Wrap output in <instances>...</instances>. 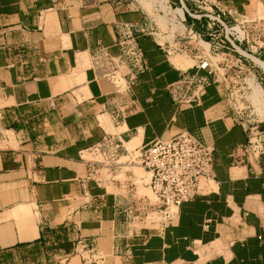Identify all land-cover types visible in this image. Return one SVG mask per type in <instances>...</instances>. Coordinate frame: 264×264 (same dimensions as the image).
<instances>
[{
	"label": "crops",
	"instance_id": "0c3cea01",
	"mask_svg": "<svg viewBox=\"0 0 264 264\" xmlns=\"http://www.w3.org/2000/svg\"><path fill=\"white\" fill-rule=\"evenodd\" d=\"M218 2L244 9L240 0ZM141 3L0 0V111L16 141L0 148V264H264V157L256 175L231 166L247 134L219 86L209 84L200 105H177L167 85L190 65H175L138 34L148 69L131 87L132 109L119 124L111 118L116 95L91 54L97 44L117 53L116 22H148ZM184 129L213 144L214 180L162 231L132 229L123 208L135 186L115 175L87 179L83 154L105 133L134 147ZM78 241L93 259L73 252ZM63 242L72 248L48 250ZM28 251L36 252L31 261Z\"/></svg>",
	"mask_w": 264,
	"mask_h": 264
},
{
	"label": "built area",
	"instance_id": "2783aa9c",
	"mask_svg": "<svg viewBox=\"0 0 264 264\" xmlns=\"http://www.w3.org/2000/svg\"><path fill=\"white\" fill-rule=\"evenodd\" d=\"M164 2L168 11L173 12V21L181 26V29L173 30L170 37L163 39L157 23L151 18L143 24L116 22L114 27L117 53L111 54L106 46L97 44L91 54V61L99 70L98 76L104 77L112 85L116 95V106L111 110V118L115 124H119L125 114L132 109L131 100L128 98L131 87L137 75L148 69L145 54L137 40L138 34L150 35L166 57L171 58L173 54H180L192 59V64L179 70V77L167 85V91L177 105H200L209 84L214 83L220 87L216 75L219 64L226 70L228 80L231 81L239 76L246 64H249L250 58L247 55L264 61L262 56L264 31L259 24L255 25L253 31L249 29L252 27L249 23L258 21L262 19L261 17L255 15L250 19L231 6L220 5L218 1L206 7L200 5V0ZM186 2L198 8V11L203 9L204 13H197L196 9L188 8ZM258 2L264 7V0ZM157 7L154 8L157 15L165 14L159 5ZM214 7L220 12L214 10ZM185 13L194 21H198L204 31L196 30L194 21L188 24ZM226 16L230 18L228 21L225 20ZM185 32L188 37L196 40L195 46L191 47L188 41L183 40L186 38ZM253 43L255 49L252 50L253 45L250 44ZM211 57L219 59L214 63ZM250 61L256 65L251 59ZM224 79L223 77L226 90L228 87ZM255 82L259 85L261 83ZM247 89L251 91L248 84ZM228 91L230 92V89ZM221 93L223 95L225 91ZM249 95L243 97V102H247L244 106L239 108L227 106L233 122L239 124L247 134L246 143L240 149L232 151L231 166L246 164L249 171L256 175L259 172L260 159L264 157V135L261 136L256 130L255 120L250 118L251 112L245 110L249 106H254ZM3 119L4 114L0 111L1 123ZM87 151L97 153L101 157L87 160L86 178L95 181L96 184L112 179L117 169L123 167L120 166L122 163L137 165L144 170L145 178L148 179L145 184L150 188L155 200L150 202L147 199H140L135 203L130 199L125 203L123 214L126 221L143 218L155 224L150 227L154 230L152 232L162 231L175 218L182 202L192 200L201 194L204 191L202 185L204 181L214 180L213 144L203 136H197L185 129L176 135L158 137L145 145L130 149L125 146L124 138L119 134L105 133L102 139ZM122 157L126 159L120 161ZM104 173H108L110 177L104 179L98 177ZM84 246L78 241L72 250L84 259H93L92 253H86Z\"/></svg>",
	"mask_w": 264,
	"mask_h": 264
},
{
	"label": "rangeland",
	"instance_id": "374dc122",
	"mask_svg": "<svg viewBox=\"0 0 264 264\" xmlns=\"http://www.w3.org/2000/svg\"><path fill=\"white\" fill-rule=\"evenodd\" d=\"M163 3L165 4L164 0H162ZM169 3L174 2L175 0H168ZM217 1L219 0H200V5L202 7H206L209 4H211L212 2L217 3ZM143 3H141L144 7H146V9L148 10L149 13V17L151 19H154L155 22L157 23V26L160 30V32L162 33L161 36L164 38L166 37H170L172 35V31L175 30L174 24L173 26L170 25L171 24V16L173 17V12H169V14H161L159 13V15H157L156 11H154V8H158L157 6L159 5V3L153 1V0H142ZM241 3L244 4V9L242 11L237 10L238 13L240 14H245L248 17H250V19H253V17L259 16L262 19L260 20H255L249 29L251 31H253V29L255 28L256 24H259L261 26V28L264 31V7L258 2V0H240ZM187 7L188 8H192V9H196L197 13H204V10L201 9L200 11H198V8L194 7L193 5H190L186 2ZM220 5H224L222 4V2L220 3ZM232 6L233 9H235V4H230ZM214 10H216V8H213ZM217 11V10H216ZM177 12H179V10H177ZM220 12V11H217ZM180 13V12H179ZM185 18L186 20H188V16L185 13ZM170 18V19H169ZM230 18L227 17L225 20H229ZM171 20V21H170ZM258 22V23H257ZM176 24V23H175ZM250 31V32H251ZM186 34V38L183 39L184 41H188L189 45H191V47L195 46L196 40L193 37H188L187 33ZM264 41V37L262 38ZM162 41V40H161ZM252 46V50L255 49L254 47V43L250 44ZM250 53V52H249ZM251 54V53H250ZM263 54V53H262ZM173 58V62L177 61V60H181L182 63L184 64H188L191 65L192 61L191 60H187L188 57H185L183 55L180 54H173L171 55V58ZM212 61L214 63H216L215 61H217L219 59V57H211ZM261 59V58H260ZM186 60V63H185ZM262 60V59H261ZM249 64H246L245 67L243 68V70L240 72L239 76L237 78H234L233 80L229 81L228 80V73H225L226 70L222 69L219 66L217 67V79L220 81L221 84V92L223 93V99L225 100V105L228 106L230 108L235 107V108H239L241 106H244L247 102H243L244 101V95H249V90L247 89V79L252 78L255 79V81L257 82H261L260 86L262 87L263 93H264V74L263 72L258 68L257 65H254L250 59H248ZM245 62V61H244ZM246 63V62H245ZM254 75V78H253ZM223 77L225 78V84L227 85L228 89L225 90L224 88V83H223ZM233 86V87H232ZM230 89V92L228 91ZM230 93V95H228ZM243 102V104H242ZM246 112H251L250 114V118H252L253 120H255L254 125H257L256 130H258L259 134L261 136L264 135V116L260 115V113L256 110L255 106H249L248 108H245ZM7 129H9V126L1 123L0 121V148H10V147H16V141H15V137L13 135V133L11 131H6ZM6 137L8 139H6ZM127 148H129L126 145ZM131 148V147H130ZM129 148V149H130ZM89 152V153H88ZM85 157L87 158H94V159H100L101 157L96 153H91L90 151H86L83 154ZM124 157H122L120 159V161H124ZM119 169H117V171L114 173V177L115 179H128L129 182H131V186L130 187H134V189H132L131 193L132 196L128 198V200L132 199L135 203L139 202L140 199H147L150 202H153L155 200L154 195L152 194V192L150 191V188L148 187V185L145 184V182L148 180L147 178H145V172L144 170L137 166V165H128L127 163H122ZM125 171L124 173L121 172L120 174H117L119 171ZM117 174V175H116ZM125 174V175H124ZM99 178H109L110 175L108 173H104L101 176H98ZM97 177V178H98ZM111 180V179H109ZM134 182V183H132ZM108 190H110L111 188L108 187ZM128 194V195H130ZM137 214V212H135ZM135 214V215H136ZM134 215V216H135ZM133 216V217H134ZM129 226L134 229V230H140V229H146L149 233H151L152 231H154L152 228L155 226V224L150 223L149 221H145L143 218H132V219H128L127 220ZM51 248H57V246H52ZM51 248L48 247V250L50 251ZM72 248V245H70V249ZM35 251H28V252H24V255L26 256V258L28 260H32L35 257Z\"/></svg>",
	"mask_w": 264,
	"mask_h": 264
},
{
	"label": "bare ground",
	"instance_id": "6f19581e",
	"mask_svg": "<svg viewBox=\"0 0 264 264\" xmlns=\"http://www.w3.org/2000/svg\"><path fill=\"white\" fill-rule=\"evenodd\" d=\"M153 1L159 3V6L164 10L165 14L166 13L169 14L168 8L163 3L162 0H153ZM179 12L181 13L180 10H179ZM171 20H170L171 21V25L173 26V24H174V26H176L175 29H177V28L181 29V26L178 23L173 21V17L172 16H171ZM247 57H249L264 73V61H262V60H260V59H258L256 57H253L251 55H247ZM172 58H174V57H172ZM174 63L177 66H179V65L182 66L183 65L181 60H177ZM185 63H186V60H185ZM187 66H188V64H187ZM247 84H248V87L251 90L249 97L251 98L252 103L254 104V106L256 107V110L260 113V115L264 116V93H263L262 88L252 78L247 79ZM130 144H131V142H130ZM130 144H127V145H128L129 148L130 147L132 148V146ZM202 185H203V183H202Z\"/></svg>",
	"mask_w": 264,
	"mask_h": 264
},
{
	"label": "trees",
	"instance_id": "16d2710c",
	"mask_svg": "<svg viewBox=\"0 0 264 264\" xmlns=\"http://www.w3.org/2000/svg\"><path fill=\"white\" fill-rule=\"evenodd\" d=\"M70 243H66V242H63V243H57L55 245H52V246H57V247H62L64 248L65 250H68L70 248ZM52 246H50L49 248H51Z\"/></svg>",
	"mask_w": 264,
	"mask_h": 264
}]
</instances>
